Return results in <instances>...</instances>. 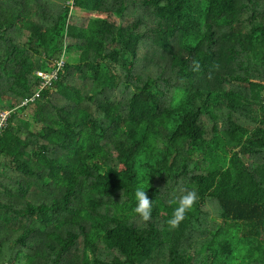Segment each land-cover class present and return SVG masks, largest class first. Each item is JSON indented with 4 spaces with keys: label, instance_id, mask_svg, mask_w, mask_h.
I'll return each mask as SVG.
<instances>
[{
    "label": "trees",
    "instance_id": "1",
    "mask_svg": "<svg viewBox=\"0 0 264 264\" xmlns=\"http://www.w3.org/2000/svg\"><path fill=\"white\" fill-rule=\"evenodd\" d=\"M4 111L0 264H264V0H0Z\"/></svg>",
    "mask_w": 264,
    "mask_h": 264
},
{
    "label": "clouds",
    "instance_id": "2",
    "mask_svg": "<svg viewBox=\"0 0 264 264\" xmlns=\"http://www.w3.org/2000/svg\"><path fill=\"white\" fill-rule=\"evenodd\" d=\"M148 184H141L135 190L136 205L134 212L138 214L145 222L151 219L153 204L149 199L146 189ZM198 199V193L195 190H186L175 199L176 207L174 208L172 217L168 220V224L172 228L179 226L184 220L186 212L191 209Z\"/></svg>",
    "mask_w": 264,
    "mask_h": 264
},
{
    "label": "built area",
    "instance_id": "3",
    "mask_svg": "<svg viewBox=\"0 0 264 264\" xmlns=\"http://www.w3.org/2000/svg\"><path fill=\"white\" fill-rule=\"evenodd\" d=\"M62 62L63 61L61 60L58 63V68H60V66L62 65ZM58 68L56 70H53V71L49 72V73L42 72V71H37L36 72V75H38L43 80V82H42V84L40 86V89L45 87L46 85L50 84L51 80L57 76ZM37 96H38V93H36L34 95V97H37ZM33 98H31V100H33ZM9 114H10V111L0 112V131L4 127V125L6 124V120H7L8 116H9Z\"/></svg>",
    "mask_w": 264,
    "mask_h": 264
},
{
    "label": "rangeland",
    "instance_id": "4",
    "mask_svg": "<svg viewBox=\"0 0 264 264\" xmlns=\"http://www.w3.org/2000/svg\"><path fill=\"white\" fill-rule=\"evenodd\" d=\"M67 56H68V59L70 61L75 60V54L74 53L67 54ZM67 56H66V58H67Z\"/></svg>",
    "mask_w": 264,
    "mask_h": 264
}]
</instances>
